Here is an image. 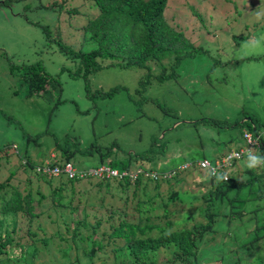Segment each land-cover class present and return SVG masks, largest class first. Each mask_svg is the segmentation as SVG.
<instances>
[{"label":"trees","instance_id":"trees-1","mask_svg":"<svg viewBox=\"0 0 264 264\" xmlns=\"http://www.w3.org/2000/svg\"><path fill=\"white\" fill-rule=\"evenodd\" d=\"M25 1L2 0L0 7ZM42 5L43 9L54 8L58 17L65 14L66 24L81 34L79 41L89 48L69 45L60 34L52 41L49 26L41 27L43 49L54 47L69 66L61 67L53 77L40 61L16 66L27 95H43L51 88L59 92L58 76L63 72L82 77L87 89V77L108 66L141 70L135 91L142 93L152 80L175 78L184 57L195 52L223 53L211 42L216 48L208 43L195 47L181 31L167 25V0H48ZM199 19L207 33L209 27ZM263 19L262 11L251 13L242 24L255 32L264 27ZM235 35L230 37L237 44L246 39ZM216 37L211 36L210 41ZM242 115V120L201 118L199 122L220 129L240 127L241 138L248 133L257 142L249 155L264 160L261 122ZM65 144L55 145L57 157L45 158L37 165H72V152L66 146L78 144L72 140ZM11 148L0 146V159L7 161L5 155ZM166 148L165 142L154 137L147 149L125 154L124 161L111 157L112 147L99 154L97 166L116 171L117 176L81 178L83 168H74L72 179L61 173L36 175L46 181L58 179L45 188L46 193L38 183L30 186L28 176L21 182L8 173L0 180V264H264V165L248 168L247 155L227 165L223 161L226 152H214L209 145L201 158L191 157L167 170L156 169L155 163ZM17 156L20 162L25 159L22 165L32 169L28 159ZM203 160L208 165L201 168L198 164ZM132 161L146 165L132 168ZM169 172L170 177L165 175ZM91 191L97 197L94 203L89 202ZM39 254L45 259H39Z\"/></svg>","mask_w":264,"mask_h":264},{"label":"rangeland","instance_id":"rangeland-1","mask_svg":"<svg viewBox=\"0 0 264 264\" xmlns=\"http://www.w3.org/2000/svg\"><path fill=\"white\" fill-rule=\"evenodd\" d=\"M47 2L27 0L0 7V146H12L5 155L7 161L0 159V180L10 172L21 182L28 176L30 186L38 183L46 193L45 188L58 179L37 178L33 167L57 157L55 145L62 147L66 140L78 144L66 148L72 152L69 161L80 170L100 165L99 154L111 147V157L124 161L125 154L144 151L157 137L167 148L155 168L167 170L191 157L201 158L209 145L218 153L244 146L240 127L220 129L199 122L201 118L232 121L242 120V113L251 115L260 120L264 136V27L253 32L242 24L251 13H264L262 0H167V25L181 31L195 47L211 42L223 53L195 52L184 57L175 78L152 80L142 93L135 91L141 70L108 66L87 77V89L82 77L63 72L58 76L59 92L51 88L43 95H27L16 66L40 61L52 77L69 66L54 47L43 49L41 27L49 26L52 41L60 34L69 45L89 48L79 41L81 34L66 24L65 14L58 17L54 8H41ZM199 17L209 27L207 33ZM231 33L246 39L237 44ZM208 34L217 36L214 42ZM257 41L260 47L254 46ZM115 87L116 91H110ZM16 154L28 159L32 169L22 165L25 159L20 162ZM142 165L146 162L130 164L132 168ZM91 194L89 202L94 203L97 197ZM39 259L45 256L39 254Z\"/></svg>","mask_w":264,"mask_h":264},{"label":"built area","instance_id":"built-area-1","mask_svg":"<svg viewBox=\"0 0 264 264\" xmlns=\"http://www.w3.org/2000/svg\"><path fill=\"white\" fill-rule=\"evenodd\" d=\"M245 142L247 144V146L245 148L242 149H236L233 151H230L226 156H224L223 161H225V163H227V165L229 164V162L233 159H239L241 157V155L243 154H247L248 150L250 147H252L253 145H255V141L252 140L250 138L249 135L244 134L243 135ZM252 142H249V141ZM201 168H204L208 165L206 160H203L201 162H199L198 164ZM187 167V165H182L180 166V170H184ZM35 171L37 173H40L44 176L50 177V176H56L59 173L65 175L68 179H72L75 175L76 170L73 168V166L69 163H65L61 168L57 167H53V168H49L46 164L43 167L37 166L35 168ZM79 174H81L80 177H86V176H100V177H109V176H117V173L115 171H111L109 169H107V167L104 166H100L99 168L96 169H89L86 171H82ZM172 174V172L166 173L165 175L170 177V175ZM122 175H125V173H123Z\"/></svg>","mask_w":264,"mask_h":264},{"label":"clouds","instance_id":"clouds-1","mask_svg":"<svg viewBox=\"0 0 264 264\" xmlns=\"http://www.w3.org/2000/svg\"><path fill=\"white\" fill-rule=\"evenodd\" d=\"M257 16L259 17V14H257ZM254 46H255V47H260V46H261V42H260V41H257L256 44H255ZM244 134L249 135L250 138H251L252 140L255 141V145H253L252 147L249 148L248 153H247V154H243V155H247V157H248L246 166H247L248 168L251 169V168H255V167H257V166H262V165H264V160L259 159V155H255V156H251V155H249V154L252 153V148H253L254 146L257 145L256 139H253V138L251 137V135L248 134V133H244ZM244 134H243V135H244ZM242 139H243V141H244V146L236 147V148H234V149H231V150L227 151L226 154H225V156H226L230 151H233V150H236V149H242V148H245V147L247 146V144H246L245 139H244L243 136H242ZM249 142H252V141L250 140ZM243 155H241V156H243ZM185 165H186V164H185ZM37 166H38V165H37ZM37 166H36V167H37ZM36 167H35V168H36ZM99 167H100V166H97V167L94 166V167H89V169H96V168H99ZM73 168H74V167H73ZM89 169H88V170H89ZM82 171H86L85 168H83ZM115 172H116V171H115ZM32 173H33L34 175H37V176H44V175H42V174H40V173H37V172L35 171V169L33 170ZM81 178H85V177H81ZM218 179H221V177H218ZM222 179H225V180H226V179H227V176L222 177Z\"/></svg>","mask_w":264,"mask_h":264}]
</instances>
